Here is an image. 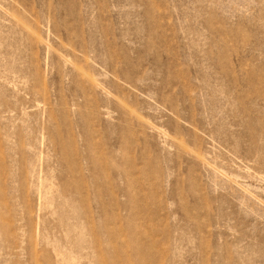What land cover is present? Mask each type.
<instances>
[{
	"label": "rangeland",
	"instance_id": "1",
	"mask_svg": "<svg viewBox=\"0 0 264 264\" xmlns=\"http://www.w3.org/2000/svg\"><path fill=\"white\" fill-rule=\"evenodd\" d=\"M0 264H264V0H0Z\"/></svg>",
	"mask_w": 264,
	"mask_h": 264
}]
</instances>
